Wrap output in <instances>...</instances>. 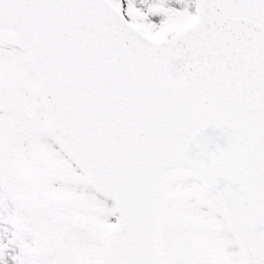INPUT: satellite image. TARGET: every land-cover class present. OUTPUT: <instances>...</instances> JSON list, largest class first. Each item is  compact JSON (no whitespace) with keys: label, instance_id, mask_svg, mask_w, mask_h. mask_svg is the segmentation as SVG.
<instances>
[{"label":"snow or ice","instance_id":"obj_1","mask_svg":"<svg viewBox=\"0 0 264 264\" xmlns=\"http://www.w3.org/2000/svg\"><path fill=\"white\" fill-rule=\"evenodd\" d=\"M0 264H264V0H0Z\"/></svg>","mask_w":264,"mask_h":264}]
</instances>
